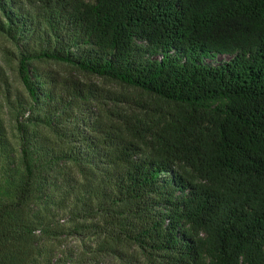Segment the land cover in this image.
Returning <instances> with one entry per match:
<instances>
[{"label":"trees","instance_id":"trees-1","mask_svg":"<svg viewBox=\"0 0 264 264\" xmlns=\"http://www.w3.org/2000/svg\"><path fill=\"white\" fill-rule=\"evenodd\" d=\"M0 38V264H264V0H0Z\"/></svg>","mask_w":264,"mask_h":264},{"label":"rangeland","instance_id":"rangeland-1","mask_svg":"<svg viewBox=\"0 0 264 264\" xmlns=\"http://www.w3.org/2000/svg\"><path fill=\"white\" fill-rule=\"evenodd\" d=\"M0 44H5L2 38H0ZM227 60H228L227 56H217L213 60L207 61V63L212 64V65H217ZM0 118H2L1 115H0ZM2 121H3V124L8 125V120L5 117L2 118ZM10 135L11 133H9V131L7 130V138L9 139L10 142L13 143L14 139ZM59 191H60L59 185H58V188L56 185L53 187H49V194H51V197H53L51 200H49L50 202L54 199L58 200L62 198V195L59 193ZM60 216L63 220L60 221L59 223H64L66 219L68 218L67 212L60 213ZM65 226H68L67 222ZM84 242L88 244L90 242V239L88 238L82 239L81 237L70 235V236H66L63 239L62 245L60 247H57L55 243H51L50 241L43 242V250L48 251L49 249L57 247L54 250L55 259L61 258L62 260H64L69 255L68 253H71L74 250H78L82 248V245L84 244Z\"/></svg>","mask_w":264,"mask_h":264}]
</instances>
